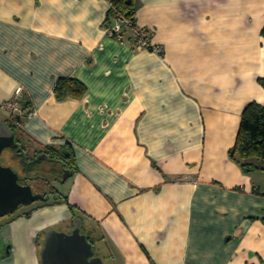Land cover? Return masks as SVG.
Here are the masks:
<instances>
[{"label":"crops","instance_id":"1","mask_svg":"<svg viewBox=\"0 0 264 264\" xmlns=\"http://www.w3.org/2000/svg\"><path fill=\"white\" fill-rule=\"evenodd\" d=\"M136 3L159 52L107 32L109 0H0V121L21 87L25 149L74 157L57 197L0 219V264H39L72 216L108 264H264V170L229 154L264 105V0ZM60 77L84 96L58 100Z\"/></svg>","mask_w":264,"mask_h":264},{"label":"trees","instance_id":"2","mask_svg":"<svg viewBox=\"0 0 264 264\" xmlns=\"http://www.w3.org/2000/svg\"><path fill=\"white\" fill-rule=\"evenodd\" d=\"M110 7L106 13V17L102 23V26L106 29H111L116 19H121L123 22L121 24L120 32H112V36L118 38H124L126 33L133 32V27L135 26L136 20V10L137 3L136 0H109ZM125 21V22H124ZM261 35L264 37V26L261 30ZM132 39L135 42L136 38L132 35ZM53 92L58 100H63L67 98H82L86 93L85 85L77 79L71 77H60L56 80ZM22 114H9L4 122L12 130L15 140L20 143V147L9 148L13 152V157L17 159L21 172L19 175V183L28 184L31 179H40L45 181L46 184L50 185L54 180L58 181L64 171L73 172L74 157L73 152L70 147L66 144L52 147L49 151H43L46 155L45 159H36L35 157H30L26 152L25 146H23L20 140L19 125L22 121ZM230 157L238 161L245 171H251L254 169L264 170V105L259 104L256 101L248 102L240 116V124L236 134L234 144L229 149ZM48 163L49 168L46 169L44 164ZM41 165V172L38 175L33 173L35 166ZM32 177V178H31ZM50 192L47 194H52L54 197L58 196L59 191L53 186L50 187ZM40 191V190H37ZM48 200L46 195L45 199ZM27 215L29 214L26 213ZM75 216H72V223H75ZM72 225V226H73ZM80 231L84 233L87 240L92 244L93 250L95 248L97 237L93 234L91 230H88L80 223ZM42 240L39 242V247L41 248ZM39 248V251H40Z\"/></svg>","mask_w":264,"mask_h":264},{"label":"water","instance_id":"3","mask_svg":"<svg viewBox=\"0 0 264 264\" xmlns=\"http://www.w3.org/2000/svg\"><path fill=\"white\" fill-rule=\"evenodd\" d=\"M20 147L9 126L0 121V156L4 149ZM68 174H64L62 181ZM32 178V177H31ZM19 175L10 166L0 163V217L8 216L21 205L43 200L46 191L33 192L30 184H21ZM77 220L69 232L51 228L45 231L39 251V264H103L101 256L94 255L92 244L80 231Z\"/></svg>","mask_w":264,"mask_h":264},{"label":"built area","instance_id":"4","mask_svg":"<svg viewBox=\"0 0 264 264\" xmlns=\"http://www.w3.org/2000/svg\"><path fill=\"white\" fill-rule=\"evenodd\" d=\"M121 19H116L111 29H107V32L112 35V32H120L121 30ZM125 22V21H124ZM132 35L136 38L135 44L138 48H144L151 51L159 52V47L154 44L151 40V31L147 27L139 26L135 23L133 27ZM21 93V87H18L12 98L2 103V107L10 114L17 112V100Z\"/></svg>","mask_w":264,"mask_h":264},{"label":"rangeland","instance_id":"5","mask_svg":"<svg viewBox=\"0 0 264 264\" xmlns=\"http://www.w3.org/2000/svg\"><path fill=\"white\" fill-rule=\"evenodd\" d=\"M26 152L28 153V155L30 157H35V154L34 153H31L28 150H26ZM13 156H14L13 155V152H11L9 150V148L4 149V151L2 152V154L0 156V163L3 164V165L10 166L14 171H16L17 173H19V172H21L20 165H19L17 159H15ZM39 168H41V165L35 166V168L33 170V173H36V174H32V175H38L41 172V170ZM28 184L31 185L32 190H34V191L48 188V186H47L48 184H46L45 181H42L40 179H31V180L28 181ZM53 184H54V187L57 190H60L61 191V188H60L61 183H58L57 184V183H54L53 182ZM52 196H53L52 194H48L47 195L48 198H51ZM40 201H42V200L36 201L35 203L40 202ZM3 217H5V216H3ZM1 218L2 217H0V219ZM58 228L59 229H63V230H71L70 229V224H68V225H60ZM103 263L104 264L106 263V259L105 258H103ZM106 264H108V263H106Z\"/></svg>","mask_w":264,"mask_h":264},{"label":"flooded vegetation","instance_id":"6","mask_svg":"<svg viewBox=\"0 0 264 264\" xmlns=\"http://www.w3.org/2000/svg\"><path fill=\"white\" fill-rule=\"evenodd\" d=\"M47 186L53 187L54 184L52 183V184L47 185ZM43 191H46L47 193H49L50 192V189L49 188H46V189H41L40 191H37V190L34 191L33 190V192H43ZM47 193H46V195H48ZM94 255L99 256V253H98V251L96 249H94Z\"/></svg>","mask_w":264,"mask_h":264}]
</instances>
